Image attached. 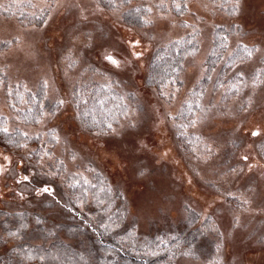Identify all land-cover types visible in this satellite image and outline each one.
Listing matches in <instances>:
<instances>
[{"label": "rangeland", "instance_id": "rangeland-1", "mask_svg": "<svg viewBox=\"0 0 264 264\" xmlns=\"http://www.w3.org/2000/svg\"><path fill=\"white\" fill-rule=\"evenodd\" d=\"M132 3L151 9L146 26L125 21L119 8L99 0H0V115L10 130L42 133L41 142L53 133L42 145L51 151L42 150L38 160L29 156L37 144L14 150L0 143V210L28 212L32 243L51 241L35 230L37 223L46 229L65 223L72 230L55 227L58 236L75 244L96 241L99 249L108 239L106 221L92 217L87 204L72 203L68 190L78 178L98 174L121 196L135 235L173 237L188 223L189 230L199 229L198 236L187 234L175 251L160 257L175 264H264V0H227L225 6L221 0H185L184 12H174L170 0ZM220 25L235 28L226 56L238 44L255 51L231 73L258 75L224 101V89L214 86L219 66L212 70L202 108L186 127L200 137L191 151L177 139L178 115L206 74L213 31ZM196 29L200 47L185 63L182 82L149 84L154 50ZM88 80L113 82L131 104L128 115L105 133L85 129L74 104V89ZM41 83L57 104L37 124H26L9 95L18 85L34 91ZM3 228L0 264H40L15 255L19 237H7ZM113 243L124 248L121 240ZM127 254L135 260L133 252ZM128 255H115L112 264H136Z\"/></svg>", "mask_w": 264, "mask_h": 264}, {"label": "trees", "instance_id": "trees-1", "mask_svg": "<svg viewBox=\"0 0 264 264\" xmlns=\"http://www.w3.org/2000/svg\"><path fill=\"white\" fill-rule=\"evenodd\" d=\"M133 1L99 0L103 6L109 9L119 8L125 21L138 26H146L147 14L151 9L145 4H133ZM180 1L183 2L179 3ZM226 1L221 0L223 6L226 5ZM185 6V0H170V8L174 12H184L187 7ZM156 7L162 10L167 9L164 5ZM228 7L230 9L235 8L231 5H228ZM37 20L39 22L40 19ZM234 29V26L220 25L213 31V41L206 59V74L197 83L193 91L190 92L178 115L180 123L178 125L177 139L179 142H183L187 149L191 151L197 145L200 137L187 128L192 125L199 110L202 108V97L209 86L212 70L219 66L218 73L214 79V86L224 89L222 96L224 101L238 95L240 92H244L247 79L250 80L253 76L258 75V71L245 73L242 76L239 73H231L238 62L250 57L245 51V46L252 54L255 52L253 46L238 44L233 52L227 56L225 55L226 50L229 48V36ZM200 41V34L198 29H196L158 46L150 60L149 84L157 88L180 84L185 63L197 52L200 47ZM21 86L14 87L9 95L11 108L22 122L37 124L46 112H51L54 109L57 103L50 101L47 97V88L44 83H41L34 91L22 90L19 88ZM73 96L81 125L87 130L98 133L110 131L128 115L131 109L127 96L115 87L113 82H101L99 80L82 81L74 89ZM109 125H111V128H109ZM3 128L8 129V120L5 116L0 115V143L14 150H22L31 144H37L38 146L29 153L31 158H36L37 160L43 155L42 150L46 151L42 145L47 141L51 142L53 135L51 130L48 132L49 139L41 142L43 139L42 133L37 135L25 134L19 127L12 128V130L8 129V132L5 133L2 131ZM50 151L48 149L46 152ZM85 180L88 182L85 183ZM68 190L73 198L72 203L87 204V208H90L88 211L92 217H97L100 220V224H104V220L106 221L108 228L105 226V229H107L106 235L108 239H102L100 241L101 247L97 249L94 245L96 241L90 240L87 243L80 240L75 244L67 242L58 236L55 231L64 230L66 233H70L72 230L65 223H59V225L55 226V231L52 227L46 229L42 226V223H37L39 226L35 230L42 233L45 241L48 239L51 241L49 244L32 243L28 240L30 236L27 231L28 223L30 222L28 212L10 213L6 210H0V224L4 227V234L8 237L10 234L17 233L19 237L15 255L22 261L29 262L32 260L40 264H108V262L112 264L113 261L115 262V255L127 257L128 254L125 255L127 252H133L136 255V258H134L136 264H145L144 257H147L150 260L149 262L153 260L152 263L154 264H175L173 261L167 260L166 257L164 259L160 256L175 251L177 240L187 237V234L194 237L199 235V229L196 230L197 232L188 229L190 227L189 223L187 228L175 232L173 237L155 235L149 238H141L137 234L135 235V227L127 224V209L121 203L123 202L121 196L113 192L108 182L101 175L95 174L90 180L80 177L68 185ZM189 222L192 223L193 219ZM193 232H195L194 235H192ZM75 233L73 232L74 235ZM127 236L128 239L126 238ZM120 240L123 241V249H119L113 243V241L117 242ZM187 241L189 242H186L187 246H189L191 245L190 241H193V239ZM151 256L154 259H151ZM158 257L160 259L156 262ZM128 259L133 260L129 255ZM119 262L117 261V264Z\"/></svg>", "mask_w": 264, "mask_h": 264}, {"label": "snow or ice", "instance_id": "snow-or-ice-1", "mask_svg": "<svg viewBox=\"0 0 264 264\" xmlns=\"http://www.w3.org/2000/svg\"><path fill=\"white\" fill-rule=\"evenodd\" d=\"M245 51L247 52V54L249 55V56H251V51L250 50H248L247 49V46H245ZM135 55H137V56H139L140 55V53H135ZM105 59H107L108 61H110L113 65H115V66H119V61L114 57V56H112V55H107L106 57H105ZM241 75H242V73H241ZM234 87H235V85H234ZM58 103H63V101H58ZM109 128H111V125H109ZM2 131H4L5 133H7L8 132V129L7 128H3L2 129ZM47 154V153H46ZM24 179H28V177L27 176H25L24 177ZM88 181L87 180H85V183H87ZM45 192H50V191H52L51 189H49L48 187H44V189H43Z\"/></svg>", "mask_w": 264, "mask_h": 264}, {"label": "bare ground", "instance_id": "bare-ground-1", "mask_svg": "<svg viewBox=\"0 0 264 264\" xmlns=\"http://www.w3.org/2000/svg\"><path fill=\"white\" fill-rule=\"evenodd\" d=\"M115 156V155H114ZM116 157V156H115Z\"/></svg>", "mask_w": 264, "mask_h": 264}]
</instances>
